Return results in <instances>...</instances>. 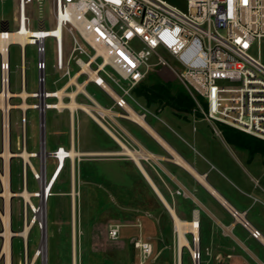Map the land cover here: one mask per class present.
<instances>
[{
  "label": "built area",
  "instance_id": "2783aa9c",
  "mask_svg": "<svg viewBox=\"0 0 264 264\" xmlns=\"http://www.w3.org/2000/svg\"><path fill=\"white\" fill-rule=\"evenodd\" d=\"M17 5V24L0 28V37L6 41V52L0 51V263L5 264L3 253L6 199L2 194L5 169L8 168V182L11 189L12 160L20 167L21 186L12 191L9 197V251L13 264L12 239L19 237L22 242V258L18 264H47V211L46 204L66 166L72 161L71 147L57 145L47 150L45 139V113L58 108L59 89L71 86L73 62L80 68L83 57L88 52L82 41L94 50L95 46L106 50L107 63L97 67V73L104 72L118 90L114 102L118 107L128 105L133 98L132 89L149 73L152 67L167 60L160 51L171 56L180 71L171 66L179 82L188 90L196 103L194 111L216 128L218 124L228 125L246 134L264 140V0H182L177 5L169 0H15ZM44 2L52 6L53 21L46 27L45 19L27 16L28 8ZM37 27H32L33 24ZM56 27V29H54ZM54 29V31L52 30ZM16 32L27 38L22 45L9 36ZM65 37L67 43L65 44ZM54 40V63L52 67L60 73L58 79L66 82L54 89H46V39ZM82 40V41H81ZM19 46L20 90H26L24 46H36L38 60V89L19 97L26 108L20 105L19 122H16V135L11 133L10 109L4 108L3 93L10 89L9 47ZM156 56L154 62L151 58ZM109 66L117 76L105 70ZM70 82V83H69ZM65 93V92H64ZM67 94V93H66ZM12 97H8L6 102ZM68 97V96H67ZM28 99H33L28 102ZM50 99H54L53 101ZM39 112V149H27L26 111ZM217 133L221 134L220 129ZM11 152L3 155L5 148ZM53 158L54 168L47 173V158ZM35 159L37 166L32 162ZM38 183L39 188L28 190V174ZM25 193L28 197H25ZM20 199L22 226L12 228L11 199ZM33 199H37L34 201ZM44 204V216L41 204ZM37 226L41 233L39 246L29 257L28 236L31 228ZM109 237L119 235V226L112 225ZM258 237V230L251 231ZM134 246L139 250L142 260L152 253L148 241L136 239ZM197 251V259L200 253ZM195 257V256H194ZM142 264V263H141Z\"/></svg>",
  "mask_w": 264,
  "mask_h": 264
},
{
  "label": "rangeland",
  "instance_id": "374dc122",
  "mask_svg": "<svg viewBox=\"0 0 264 264\" xmlns=\"http://www.w3.org/2000/svg\"><path fill=\"white\" fill-rule=\"evenodd\" d=\"M169 1L177 5H181L182 0ZM14 9L12 0L1 1L0 16L2 15L9 20V27L11 29H14L17 24V15ZM51 11V4L49 2H44L41 7L36 6L35 8H28L27 16L30 19L34 17L45 19V25L46 27H49L53 21ZM32 27H37V24H33ZM54 29H56V27H54ZM54 29L52 30L54 31ZM45 43L47 62L46 89L54 90L60 87L63 82H66L67 78L64 80L58 79L60 77V73L52 67L54 63V40L47 38ZM66 43L67 37H65V44ZM82 43L88 52V56L83 57L84 62H87L89 59L92 60L89 67L91 70H96L102 63V58L100 56L96 59L93 58L95 50L87 42L82 41ZM24 52L26 90L30 92L38 89V69L36 67L38 53L36 51V46L33 44L25 45ZM9 54L10 89L13 92H17L20 90L19 46L12 44L9 47ZM160 54L167 60L169 66L177 71H180V67L171 56L167 55L163 51H160ZM155 60L156 56H153L151 61L154 62ZM169 66L159 64L152 67L149 69V73L143 80L158 78L165 83H179L175 73ZM79 70L80 68H78V66L73 62L71 77L73 78L76 75L78 76L75 78L76 82L71 81V86L64 89L65 93L72 92L77 87L76 83H80L83 84L84 93L87 91L86 94L88 96L79 91L76 95V101L78 103L93 105V99H95L96 103H99L104 110L114 108L113 96L116 95L118 90L114 87V85H112L110 78L102 71L98 73L109 85L112 93L103 89L95 82L88 80V73H78ZM105 70L112 75L117 76L109 66H106ZM64 95V101L68 102L69 98L66 94ZM132 96L135 99H127L129 107L138 114L145 115L147 118L154 117V115L157 114L158 117L164 119L165 122L170 125H172L175 119L179 118L178 116L184 118L186 121L185 124L189 125L187 127H189L191 131L193 128V131L196 130V132L200 135V138L209 142L212 141V143L209 144L210 148L203 144V150H207L208 152L210 151L214 156L215 153H217V157L220 158V163L223 162V164L225 163L228 167L233 168L239 174V178L241 180L250 181V176L246 171L248 168L249 172L254 175V177L259 179L260 186L262 187V190H264V159L260 154L257 153L251 155L246 150L237 148L229 143V147H226L222 139V132L221 134L217 133V129H219V127L216 125L215 128L210 125L202 118L200 112L193 111L191 114H179L176 113L170 106H147L143 98L136 97L133 92ZM50 100L53 101L54 99ZM32 101L33 99H28V102ZM9 103L11 105H20L22 102L19 97H12L9 100ZM116 111L122 114L126 113V109L119 108L118 106L116 107ZM10 116L11 133L14 138L17 130L16 122H19L20 119V110L18 107L10 109ZM73 116L75 124V139L77 147L80 148V151L84 146L82 144L84 138L83 128H85L89 134L91 133L92 135L90 143H95V137L98 138L96 135L99 131L103 132V129L82 110H76ZM26 119L27 149L38 150L40 137L39 112L35 109L29 108L26 111ZM45 120L46 148L47 150H52L58 144L65 141V132L66 135L68 134L70 114L66 109L61 111L49 109L45 113ZM103 121L114 133L119 136L120 134H123L124 137L131 142L122 128L117 125L110 116L106 115ZM122 122L127 123L128 120L123 119ZM88 142L89 141L87 139L86 144ZM91 157L100 158L101 156L97 154ZM87 158L89 157L81 155L80 159L76 160L73 174L76 200L75 225L77 234L74 240L76 264H177V233L174 228L173 219L171 218L169 212L165 209L164 204L158 199L154 203L139 200L137 202H124L130 206V208H124L120 206L119 202L113 200L110 194L98 195L94 191V194H92L93 192H90V194L83 193V163L86 162L85 166L90 163L89 166H91L92 170L95 171H97V166L99 164V161H88ZM32 162L35 166H37L35 159H32ZM54 163L55 161L53 158H47L48 175L51 174L54 168ZM17 165L18 163L16 159H13L11 167L12 191H18L21 186L20 167ZM71 167V164L69 166L68 164L66 165L65 170L62 172L53 189L54 194L49 197L46 204L47 264H71L72 262ZM154 177L165 191V186L156 173ZM27 188L30 191L39 188L38 183L32 178L30 173L28 174ZM33 200L37 201V199ZM171 203L173 207H176L180 214L183 213L180 217L181 219L190 220L192 218L194 203L191 198L187 197L178 201H172ZM11 209L12 228L14 230H20L22 221L20 214V199L18 197L11 199ZM204 219L205 212L204 210H201L199 213V221L201 223L199 230L200 236L201 233L203 234L204 232H207ZM112 225L119 226V235L116 238H111L108 234V230ZM186 237L190 245H192V234L187 233ZM28 238L29 257H31L34 250L39 246L41 239V233L36 225L31 228ZM136 239L148 241L152 245V253L146 260H142L139 250L134 246V241ZM203 245L204 239H202V243L201 240L199 242V264H224V255L222 259L219 256L216 257L215 253L213 254L210 248ZM12 255L13 264H18L17 261L22 258V242L19 237H14L12 239ZM182 257V264H193L189 248H183ZM36 264H41V259H39Z\"/></svg>",
  "mask_w": 264,
  "mask_h": 264
},
{
  "label": "crops",
  "instance_id": "0c3cea01",
  "mask_svg": "<svg viewBox=\"0 0 264 264\" xmlns=\"http://www.w3.org/2000/svg\"><path fill=\"white\" fill-rule=\"evenodd\" d=\"M1 1L3 0H0V3ZM12 2L17 15L16 1L12 0ZM35 7L36 4L30 6V9ZM0 25L8 26L9 20L1 15ZM95 101L92 106L90 105L91 107H94ZM96 105L102 109L99 103ZM114 105V108L103 109L101 111L103 115L100 117L104 120L106 115L110 116L132 143L123 134H120V137L113 132L122 143L118 142L85 113L103 129V132L99 131L96 135L98 138L95 137V143H90L92 135L83 128L82 144L84 146L80 151L75 139L74 116L70 109H66L70 114L68 134L66 135L65 132V141L58 145L75 149L81 155L88 156V161H99L97 171L92 170L90 163L87 166H85L86 162L83 163V193L90 194L94 191L98 195L110 194L111 198L124 208H130L124 202L144 200L154 203L157 199L160 201L134 160L124 153L127 147L136 153L158 190L179 217L183 213L180 214L176 207H173L172 201L191 198L194 203L192 217L194 211H197L198 219L200 211L204 210L207 232L201 233V243L204 239L203 246L210 248L216 257L219 256L222 259L224 255V264H264V190L260 186L259 179L245 168L250 181L241 180L233 168L223 162L220 163L217 153L214 156L210 151L203 150L202 145L209 147L212 141L200 138L193 128L191 131L187 127L189 125L185 124L184 118L178 116L179 118L170 125L157 114L149 118L141 115L154 131L151 132L125 117L126 113L117 112L115 102ZM123 119L128 122H122ZM44 133L46 139V120ZM87 139L89 142L86 144ZM222 139L226 147H229L223 137ZM97 154L101 157H91ZM80 156H75L74 161H67L66 165L71 164L74 169L75 162L80 159ZM155 173L165 186V191L155 179ZM200 174L214 192L197 177ZM165 209L167 210L166 207ZM252 230H258L259 236H252Z\"/></svg>",
  "mask_w": 264,
  "mask_h": 264
},
{
  "label": "bare ground",
  "instance_id": "6f19581e",
  "mask_svg": "<svg viewBox=\"0 0 264 264\" xmlns=\"http://www.w3.org/2000/svg\"><path fill=\"white\" fill-rule=\"evenodd\" d=\"M9 36L12 37L13 40L20 42L22 45H24L26 43V39L25 36H22L16 32H11L9 33ZM95 46V54L93 55V58H97L99 56L103 57V63L106 64L107 63V58H106V50L103 47L100 46ZM25 48V46H24ZM0 51L2 53L6 52V41L0 37ZM81 71L80 73H88L89 75V79L93 82H95L96 84H98L99 86H101L103 89L109 91L112 93L111 88L109 87V85L105 82V80L97 73L96 70H91L89 67L88 63H82L81 66ZM78 75H76L75 77L71 78L72 82H76L75 78ZM77 87L75 90H73L72 92L69 93H64V89H60L58 90V96L61 98L62 95L66 94V96H68L69 100L68 102H65L62 98L58 101L57 103V107L58 108H69L70 111L72 112V115H74V112L76 110H82L83 112H85L88 116H90L91 118H93L96 122H98V124L104 129L106 130V132H108L109 134H111L118 142L122 143L121 140L113 133V131L107 126V124L101 119L100 115H103V113H101L102 109L96 105V101L94 102V107H91L90 105L87 104H82V103H78L76 101V95L79 91H81L82 93H84L83 90V84L80 83H76ZM27 91H17V92H13V91H5L3 93V97H4V108H12L13 106H11V104L9 102H6V99L8 97H12V96H19V97H25L26 96ZM87 93V91H86ZM86 93H84L86 96H88ZM2 94V93H0ZM88 98V97H87ZM92 101V100H91ZM94 101V99H93ZM27 104L26 103H22L21 107L26 108ZM124 109H126V115L125 117L129 118L130 120H132L133 122L138 123L139 125L143 126L144 128H147L149 131H152V129L149 127V125L145 122L143 116H141V114H138L137 112L133 111L129 105H124ZM107 112V111H106ZM122 116V115H121ZM75 125V124H74ZM72 126H73V117H72ZM72 132V131H71ZM73 133V132H72ZM119 143V144H120ZM123 145V144H121ZM168 147V146H167ZM145 150V149H144ZM11 153L7 147L5 148L3 155L5 157H8V154ZM124 153L131 158L132 160H134V162L136 163V165L138 166L139 170L142 172L143 176H145L146 180H148L149 184L151 185L152 189L156 192V194L158 195L160 201L164 204V206L167 208V210L169 211L173 222H174V228L175 231L177 233V239H178V246H177V264H182V254H183V248L187 247L190 249L191 251V255H192V259H193V264H199V260L197 259V251H199V242H200V233H199V229H200V222L198 219V212L194 211V216L190 219V220H183L181 219L177 213L174 211V208H172L168 202L165 200V197L161 194V192L158 190L157 186L155 185L154 181L152 180V178L148 175V173L146 172L144 166L141 164V162L139 161V158L137 157L136 153L129 149V148H125L124 149ZM71 158L72 160L74 159L75 156L77 155H81L80 152L76 151L75 149L71 150ZM139 155V154H138ZM142 155V154H140ZM141 159V158H140ZM175 159V158H174ZM74 161V160H73ZM185 161V160H184ZM186 164V163H185ZM183 165V164H182ZM73 166V165H72ZM73 167H72V177H71V212H72V241H73V246H72V262L71 264H76V253H75V249H74V240L76 237V200H75V191H74V183H73ZM8 168L5 169V174L3 175L4 177V184H3V188H2V194L5 199H6V208H5V212L4 214H2V219L3 222L5 224V229L3 232V235L5 236V243L3 246V253H5L6 256V262L5 264H11L10 261V251H9V234H10V229L8 226V221H9V203H8V199L9 197L13 196V192L10 189V185H9V180H8ZM198 174V173H197ZM203 175V174H202ZM197 177L202 181L203 184H205L212 192L213 189L205 182L204 178L200 175H197ZM198 179V180H199ZM210 191V192H211ZM214 194V193H213ZM25 197L27 198L28 195L25 193ZM43 203L41 204V213L44 216V207H43ZM195 210V209H194ZM47 230V229H46ZM187 233H191L192 234V240H193V244L190 245L186 234ZM200 253V252H198ZM195 256V257H194Z\"/></svg>",
  "mask_w": 264,
  "mask_h": 264
},
{
  "label": "trees",
  "instance_id": "16d2710c",
  "mask_svg": "<svg viewBox=\"0 0 264 264\" xmlns=\"http://www.w3.org/2000/svg\"><path fill=\"white\" fill-rule=\"evenodd\" d=\"M132 92L136 97L143 98L147 106H170L179 114H191L196 108L191 94L180 82L165 83L158 78H149L141 81ZM218 127L227 143L244 149L251 155L258 153L264 159V140L228 125L218 124Z\"/></svg>",
  "mask_w": 264,
  "mask_h": 264
},
{
  "label": "water",
  "instance_id": "95a60500",
  "mask_svg": "<svg viewBox=\"0 0 264 264\" xmlns=\"http://www.w3.org/2000/svg\"><path fill=\"white\" fill-rule=\"evenodd\" d=\"M0 28H7V26H2V25H0Z\"/></svg>",
  "mask_w": 264,
  "mask_h": 264
}]
</instances>
